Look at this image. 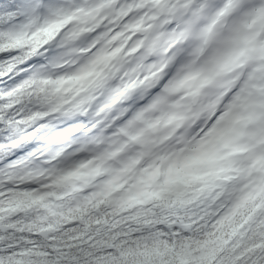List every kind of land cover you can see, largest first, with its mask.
<instances>
[{"label": "snow or ice", "instance_id": "snow-or-ice-1", "mask_svg": "<svg viewBox=\"0 0 264 264\" xmlns=\"http://www.w3.org/2000/svg\"><path fill=\"white\" fill-rule=\"evenodd\" d=\"M0 264H264V0H0Z\"/></svg>", "mask_w": 264, "mask_h": 264}]
</instances>
